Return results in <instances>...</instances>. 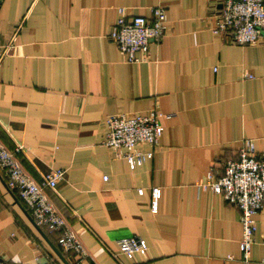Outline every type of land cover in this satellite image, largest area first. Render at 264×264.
Here are the masks:
<instances>
[{
    "label": "crops",
    "instance_id": "1",
    "mask_svg": "<svg viewBox=\"0 0 264 264\" xmlns=\"http://www.w3.org/2000/svg\"><path fill=\"white\" fill-rule=\"evenodd\" d=\"M222 1L161 0L166 36L146 61L130 64L109 40L118 9L150 18L155 0H0V141L23 148L22 165L37 182L66 170L48 195L88 249L83 264H264V210L244 262L240 210L203 187L244 140L264 156V44L214 33ZM155 108L164 114L159 146L131 170L102 144L107 120ZM135 236L149 251L128 259L118 244ZM58 241L0 169L5 262L78 264Z\"/></svg>",
    "mask_w": 264,
    "mask_h": 264
},
{
    "label": "built area",
    "instance_id": "2",
    "mask_svg": "<svg viewBox=\"0 0 264 264\" xmlns=\"http://www.w3.org/2000/svg\"><path fill=\"white\" fill-rule=\"evenodd\" d=\"M152 9V17L129 16L125 8L118 9V19L111 27L109 40L114 43L127 63L147 60L153 43H160L168 31V13L161 0ZM214 33L226 41L240 46L264 44V0H223L222 9L216 14ZM8 45L4 55L12 52ZM164 114L155 108L145 115H114L107 120V134L102 144L113 150L116 157L127 161L136 170L155 156L164 133L161 119ZM22 147L8 149L0 141V169L8 177V188L17 192L38 227L59 233V246L66 253L76 254L78 264L89 258L90 253L71 229L67 219L48 195L65 179V169H55L35 181L24 169L20 160ZM108 180V176L104 177ZM205 189L222 195L241 212L243 230L240 251L248 262L258 230L256 215L264 210V156L257 152L254 140L246 139L236 157L212 167L207 175ZM143 195L144 190H139ZM160 189H154L152 210L158 211ZM120 253L128 259L137 255L146 257L147 241L141 237L119 241ZM231 258V257H229ZM0 264H8L0 254ZM53 264V263H49Z\"/></svg>",
    "mask_w": 264,
    "mask_h": 264
}]
</instances>
